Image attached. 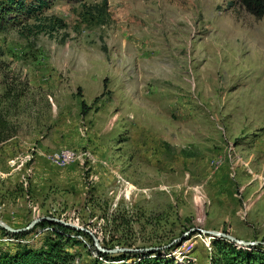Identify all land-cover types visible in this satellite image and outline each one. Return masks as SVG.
<instances>
[{"label": "rangeland", "instance_id": "rangeland-1", "mask_svg": "<svg viewBox=\"0 0 264 264\" xmlns=\"http://www.w3.org/2000/svg\"><path fill=\"white\" fill-rule=\"evenodd\" d=\"M17 1L34 10L0 19V93H23L0 146L4 223L52 217L175 264H211L195 228L264 243V18L237 0ZM31 231L0 230V251L53 230Z\"/></svg>", "mask_w": 264, "mask_h": 264}, {"label": "trees", "instance_id": "trees-1", "mask_svg": "<svg viewBox=\"0 0 264 264\" xmlns=\"http://www.w3.org/2000/svg\"><path fill=\"white\" fill-rule=\"evenodd\" d=\"M46 1L48 0H40L43 5L39 7H43ZM237 2L255 18H264V0H237ZM33 10L34 8H27L26 4L22 1L0 0V19L3 13L20 11L29 14L33 13ZM1 31L2 26L0 25V32ZM2 53L0 48V57ZM3 65L4 64L0 61V73H2ZM22 95V92H18L15 88L11 87H7L4 94L0 93V146L16 136L17 128L10 121V113L12 107H14L15 110L17 109L23 97ZM114 220H117L116 216ZM48 227L53 231L49 233V235L46 234L48 236L46 237L43 247L36 249L30 247L29 244L21 243L17 245V249L14 253L0 251V264H77V254H74L72 250L74 246L82 245L79 239H84L91 243L93 249L97 252L98 257L94 258L93 264H175L173 260H168L165 256H162L161 252L164 250L105 254L99 252L95 248L93 238L87 233L47 222L38 224L34 230ZM0 230L4 234L16 237L17 239H23L32 232L13 235L1 228ZM95 236L101 243L100 238L97 235ZM102 244V247L106 250H113L115 248L109 247V245L105 243V240L102 241ZM211 248V264H264V246L245 249L227 240L214 239L211 242Z\"/></svg>", "mask_w": 264, "mask_h": 264}, {"label": "water", "instance_id": "water-1", "mask_svg": "<svg viewBox=\"0 0 264 264\" xmlns=\"http://www.w3.org/2000/svg\"><path fill=\"white\" fill-rule=\"evenodd\" d=\"M51 223V224H55V225H59L62 227H66V228H70V229H74L77 230L79 232H84L89 234L93 240H94V245L95 248L102 253L105 254H112V253H139V252H153V251H158L160 250L159 248H148V249H128V248H120V249H114V250H106L102 247L99 239L92 233L90 232L88 229L77 226L75 224L72 223H67L65 221H62L60 219H56V218H52V217H41V218H37L35 220H33L26 228L23 229H14L10 226H8L6 223H4L1 219H0V228L5 230L6 232L13 234V235H18L21 233H27L30 232L32 229H34L38 224L40 223ZM191 234H199V235H203L206 237H209L210 240H214V239H223V240H227L230 243H233L235 245H237L240 248H252V247H257V246H262L264 245V243L262 242H248V241H244V240H239L231 235L225 234V233H220V232H215V231H206L203 229H199V228H195L192 229L189 232V235Z\"/></svg>", "mask_w": 264, "mask_h": 264}]
</instances>
